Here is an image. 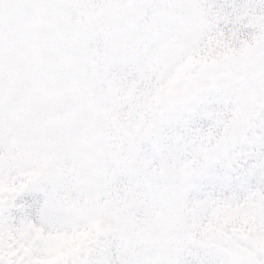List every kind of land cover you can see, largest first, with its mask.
<instances>
[{
    "label": "snow or ice",
    "instance_id": "6c2138e0",
    "mask_svg": "<svg viewBox=\"0 0 264 264\" xmlns=\"http://www.w3.org/2000/svg\"><path fill=\"white\" fill-rule=\"evenodd\" d=\"M0 264H264V0H0Z\"/></svg>",
    "mask_w": 264,
    "mask_h": 264
}]
</instances>
